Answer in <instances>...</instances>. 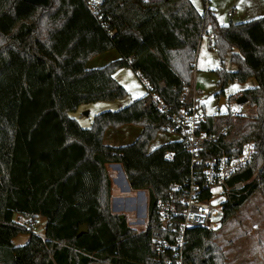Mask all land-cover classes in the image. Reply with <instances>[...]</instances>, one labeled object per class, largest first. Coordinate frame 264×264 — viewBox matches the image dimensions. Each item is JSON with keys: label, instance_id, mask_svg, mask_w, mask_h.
Masks as SVG:
<instances>
[{"label": "trees", "instance_id": "16d2710c", "mask_svg": "<svg viewBox=\"0 0 264 264\" xmlns=\"http://www.w3.org/2000/svg\"><path fill=\"white\" fill-rule=\"evenodd\" d=\"M89 1L0 0V264H160L151 239L168 234L157 226L154 204L169 196L171 182L188 175L190 156L180 141L147 151L169 124L151 96L172 111L179 107L206 31L219 58L218 85L256 81L242 92L251 112L206 114L201 125L208 132L226 128L203 144L201 163L237 154L254 141L251 162L227 180L243 187L223 201L219 225L186 231V264H225L219 226L254 193L264 199V15L234 22L230 11L220 24L209 0H201L202 12L191 0H100L95 11ZM110 49L119 57L86 68L91 57ZM226 59L234 70L225 68ZM122 67L137 73L146 95L99 112L81 127L68 115L79 105L127 95L113 76ZM127 123L142 128L132 143L103 144L106 128ZM107 163L121 165L130 188L147 191L145 229L137 231L111 211ZM14 214L31 221H14ZM36 216L46 219L44 237L34 232ZM82 224L88 231L77 236ZM19 234H28V241L15 245Z\"/></svg>", "mask_w": 264, "mask_h": 264}, {"label": "rangeland", "instance_id": "374dc122", "mask_svg": "<svg viewBox=\"0 0 264 264\" xmlns=\"http://www.w3.org/2000/svg\"><path fill=\"white\" fill-rule=\"evenodd\" d=\"M192 1L197 4V9L200 11L203 10L201 0ZM110 53L108 52L107 54L97 56L96 59L106 60V57L108 55L110 56ZM224 65L229 70L236 68L228 59L225 60ZM217 67H219V58L216 51L212 48L211 34L206 31L201 35L199 40L193 69L191 70V83L197 90L201 91L200 102L203 105L205 114L213 115L231 112L234 115L239 112L243 114L249 111L251 112L244 103L237 104L236 99L242 95L244 89L256 84L255 79L249 78L245 82L228 81L221 87L218 85V77L214 72V69ZM113 76L126 89L127 95L121 99L99 100L79 105L75 111L68 113V115L75 118L81 127H89L94 115L99 112L116 110L130 103L132 98L138 99L146 95L147 91L143 81L130 68H118L113 73ZM220 91L222 92L220 93ZM129 135L124 138L117 136V140H113V142L119 146L126 145L135 139L133 134ZM176 139L177 136L174 134L158 132L148 144L147 149ZM109 166V173L111 175L116 174L114 168ZM118 172L123 174L120 170ZM122 190L124 192L131 191V193L135 194V199L137 200L133 199L131 202L133 212L127 213L125 211L122 214L127 216L129 222H133L135 219L140 222L134 225L137 231L145 229L147 226V191L132 190L129 186L123 187ZM216 190L218 193L220 192V189ZM224 200L225 195L220 194L212 200V203L220 205ZM217 212L218 216L214 220L219 225L220 207H217ZM20 222L25 223L24 220ZM218 231L222 233L220 244L226 256L225 264H264V199L258 192L252 195L249 201L238 210L234 217L220 225ZM20 237L22 235L17 239L19 240Z\"/></svg>", "mask_w": 264, "mask_h": 264}, {"label": "built area", "instance_id": "2783aa9c", "mask_svg": "<svg viewBox=\"0 0 264 264\" xmlns=\"http://www.w3.org/2000/svg\"><path fill=\"white\" fill-rule=\"evenodd\" d=\"M100 0H90L89 6L95 11ZM193 69V68H192ZM201 91L190 83L179 94L180 105L172 111L155 95L151 96L157 110L169 117L165 132L176 135L190 156L188 175L182 182L169 184V196L158 199L154 204L157 226L168 237H152L151 250L161 257L160 264H186L183 261V249L186 231L190 228H215L214 220L218 216L217 207L212 200L220 194L227 195L243 187L242 181L232 185L227 180L252 160L254 141L245 142L236 154L212 155L201 163L199 152L206 142H214L225 133L226 128L217 132H208L201 125L205 121V112L200 102ZM173 158L171 153L166 155ZM216 189H220L218 193ZM173 237V238H172Z\"/></svg>", "mask_w": 264, "mask_h": 264}, {"label": "crops", "instance_id": "0c3cea01", "mask_svg": "<svg viewBox=\"0 0 264 264\" xmlns=\"http://www.w3.org/2000/svg\"><path fill=\"white\" fill-rule=\"evenodd\" d=\"M191 2L193 3L192 0H191ZM193 5L195 7L197 6L196 3H193ZM209 6L214 9L217 20L220 24H226L228 22V19H229L228 13L230 12V10L232 11V20L234 22L247 21V20H250L252 18L264 15V0H209ZM196 9H197V7H196ZM197 10L199 12H202V10L201 11L199 9H197ZM108 52H111V53H110V56L108 55L106 57V60L96 59L97 56H101L102 54H107ZM118 57H119L118 51L116 49H110V50L104 51L102 53H99V54L91 57L86 62L85 66L87 69L101 67V66L109 63L110 61L118 58ZM221 98H223V97H221ZM132 100H134V98H132ZM141 129H142L141 126H138V125L135 126V124H132V123L122 124L119 127H108V128H106V130L103 133L102 142L105 145L119 146L113 142V140H117V136L124 138L126 136H130L129 134H133L135 139H136L139 136ZM133 141H131L129 143H132ZM170 141H179V138L177 137L176 140H170ZM161 144H163V143H161ZM161 144H159V145H161ZM158 146H156V147H158ZM156 147L148 149L147 151L149 152ZM108 166L113 167L116 174L114 173V175H111L109 173L110 170L108 169ZM106 169H107L108 175H109L110 180H111V192H110L111 193V198H110L111 211L113 213H116V214H122V213H125V211L127 213L133 212V208L131 209V206H132L131 202L136 197H135L134 193H131V191H127V192H124L123 190L121 191V189L123 187L129 186L128 182L126 180V176L122 170L121 165L120 164H114V163H107ZM117 169L120 170L121 172H123V174L118 172ZM132 190H134V189H132ZM142 196H139V197H142ZM125 217L127 219L128 225L134 229H135L134 225H136L137 223L138 224L140 223L137 221V219H135L136 221L134 220L133 222H129L127 216H125ZM13 219H14V221H18V222H20L21 220H24V222L26 224L30 223V221H31V219L29 217H23V216H20L18 214H14ZM34 221H36V223H37L36 226L34 227V232L36 234H38L39 236L44 237V231H45V226H46L45 217L36 216V217H34ZM20 235H22V237H20L18 240L17 238ZM28 238H29L28 234H19L18 236H16L13 239V242L15 245H22L28 241Z\"/></svg>", "mask_w": 264, "mask_h": 264}, {"label": "water", "instance_id": "95a60500", "mask_svg": "<svg viewBox=\"0 0 264 264\" xmlns=\"http://www.w3.org/2000/svg\"><path fill=\"white\" fill-rule=\"evenodd\" d=\"M245 101H246V97L243 96V95L239 96V97L236 99V103H237V104H242V103H244ZM87 231H88V226H87V224H82V225H80L79 228H78L77 236H79V235H81V234H83V233H85V232H87Z\"/></svg>", "mask_w": 264, "mask_h": 264}]
</instances>
